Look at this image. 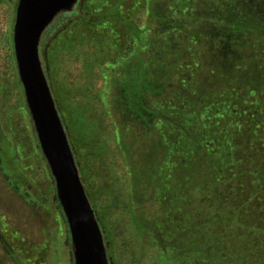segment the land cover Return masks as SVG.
Returning <instances> with one entry per match:
<instances>
[{"label": "rangeland", "instance_id": "374dc122", "mask_svg": "<svg viewBox=\"0 0 264 264\" xmlns=\"http://www.w3.org/2000/svg\"><path fill=\"white\" fill-rule=\"evenodd\" d=\"M17 1L0 0V264H72L54 180L39 148L19 79L13 47ZM220 1L222 6L227 2ZM118 2L124 3L123 11L133 23H147L146 0H79L67 13L69 28L62 26L55 34L43 36L40 45L42 67L95 209L109 264H264V197L248 198L253 203H246L238 225L227 228V218L219 217L214 230L193 233L195 245H189L190 238L181 231L171 237L179 246L170 252L152 228L148 213L157 208L153 197L159 173L165 174L162 179L167 187L169 159L174 161V157H168L166 136L157 131L154 92L146 94V107L140 114L139 104L133 107L132 100L124 99L123 87L115 83L119 71L135 78L139 56L121 20L107 15ZM213 7L221 10L215 3L196 0L190 3L188 16L197 12L206 23L218 25ZM167 8L165 2H158L156 12L164 15ZM64 29L66 37L58 39ZM190 31L192 35L178 39L183 46L195 34L193 28ZM209 46L206 43L204 52ZM186 53L184 48L170 52L165 62L168 74L185 64ZM150 54L146 48L142 53ZM224 62L242 67V62L229 61L227 55ZM147 69L154 85L160 73L157 63L149 61ZM134 99L140 101L139 93ZM210 214L209 218L215 217Z\"/></svg>", "mask_w": 264, "mask_h": 264}, {"label": "trees", "instance_id": "16d2710c", "mask_svg": "<svg viewBox=\"0 0 264 264\" xmlns=\"http://www.w3.org/2000/svg\"><path fill=\"white\" fill-rule=\"evenodd\" d=\"M161 1L168 7L164 15L156 12ZM195 1L146 0L148 18L142 26L129 19L124 3H114L113 11H107L109 17L121 20L139 50L135 78L119 71L115 83L123 87L124 99L132 100L133 107L139 104L140 114L146 94L154 92L157 131L166 136L168 157H174L169 159V185L165 187L161 171L153 197L157 208L148 213L152 228L166 243V252L178 248L179 242L171 237L181 231L191 239L187 243L195 245L192 234L214 230L219 217L227 218V228L238 225L246 203H253L248 198L264 197V0H227L223 6L220 0H207L222 10H211L218 25L206 23L197 12L188 16ZM67 13L59 14L45 35L55 34L62 26L69 28ZM192 28L195 34L183 46L178 39L192 35ZM66 32L61 30L57 38H65ZM206 43L208 52H204ZM145 48L151 56L142 55ZM177 48H184L188 55L185 64L173 70L172 78L165 62ZM220 52L212 62V56ZM226 55L229 61L238 59L242 67L225 63ZM149 61H155L160 71L154 85L149 81ZM181 71L185 73L179 77ZM138 93L140 101L134 99ZM210 213L215 217L209 218Z\"/></svg>", "mask_w": 264, "mask_h": 264}, {"label": "water", "instance_id": "95a60500", "mask_svg": "<svg viewBox=\"0 0 264 264\" xmlns=\"http://www.w3.org/2000/svg\"><path fill=\"white\" fill-rule=\"evenodd\" d=\"M78 1L18 0L13 47L38 145L53 177L57 200L71 234L83 253V264H109L95 209L80 178L40 59L44 32L60 13L71 11Z\"/></svg>", "mask_w": 264, "mask_h": 264}, {"label": "flooded vegetation", "instance_id": "af4514ba", "mask_svg": "<svg viewBox=\"0 0 264 264\" xmlns=\"http://www.w3.org/2000/svg\"><path fill=\"white\" fill-rule=\"evenodd\" d=\"M76 5H77V4H76ZM76 5H75V6H76ZM62 13H64V12H62ZM60 14H61V13H60ZM53 22H54V21H53ZM51 25H52V24H51ZM51 25H50V26H51ZM50 26L47 28L46 31H48V29L50 28ZM46 31L44 32L43 36L45 35ZM43 36H42V38H43ZM41 42H42V39H41ZM40 45H41V44H40ZM54 184H55V183H54ZM56 199H57V196H56ZM57 203H58L59 208H60V210H61L62 218H63L64 223H65L66 228H67V232H66V233H67L68 239H69V241H70V247L72 248V257H73L72 264H83V263H84L83 253H80V252H79V247H78V245H77V242H76V240L74 239V237H73L72 234H71V230H70V228H69L68 220H67L65 214L63 213V210H62V208H61L60 203H59L58 200H57ZM96 219H97V216H96ZM97 221H98V219H97ZM98 223H99V222H98ZM99 226H100V224H99ZM100 229H101V227H100ZM101 232H102V230H101ZM103 242H104V239H103ZM104 245H105V247H106L105 242H104ZM106 251H107V250H106Z\"/></svg>", "mask_w": 264, "mask_h": 264}]
</instances>
